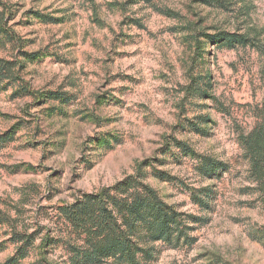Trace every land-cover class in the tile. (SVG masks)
<instances>
[{"label":"rangeland","instance_id":"1","mask_svg":"<svg viewBox=\"0 0 264 264\" xmlns=\"http://www.w3.org/2000/svg\"><path fill=\"white\" fill-rule=\"evenodd\" d=\"M206 1L0 0V264H71L59 209L148 159L203 219L148 264H264V0Z\"/></svg>","mask_w":264,"mask_h":264},{"label":"trees","instance_id":"2","mask_svg":"<svg viewBox=\"0 0 264 264\" xmlns=\"http://www.w3.org/2000/svg\"><path fill=\"white\" fill-rule=\"evenodd\" d=\"M208 4V1L204 0ZM227 46L241 40L230 36L217 37ZM0 69L8 64L0 60ZM249 143L252 163L257 170L264 161L263 145ZM181 146V145H180ZM187 153L188 146H184ZM206 176H216L220 166L211 159H201ZM161 173V174H160ZM150 177L170 180L150 159L137 164L132 175L105 186L94 193H84L75 202L59 209L67 225L68 242L65 246L74 255L71 264H148L157 259L165 248L192 245L193 224L203 219L180 211L177 205L165 200L160 191L148 183ZM195 202L208 209L210 189L192 192Z\"/></svg>","mask_w":264,"mask_h":264}]
</instances>
